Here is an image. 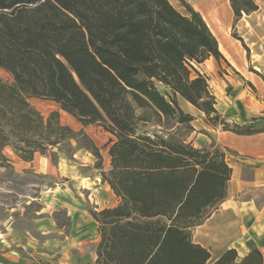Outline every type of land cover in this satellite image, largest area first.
<instances>
[{
	"label": "trees",
	"instance_id": "16d2710c",
	"mask_svg": "<svg viewBox=\"0 0 264 264\" xmlns=\"http://www.w3.org/2000/svg\"><path fill=\"white\" fill-rule=\"evenodd\" d=\"M179 1L186 14L170 0H0V67L13 78L0 79V146L32 161L36 152L55 158L50 149L71 147V139L86 136L62 124L57 111L44 119L30 97L52 100L84 126L101 125L115 137L111 169L102 179L119 203L90 210L101 239L96 260L83 264L210 259L192 231L227 196L231 150L214 140L196 147L189 136H177L179 127L195 130V117L179 97L215 127L264 132L256 118L237 123L216 108L196 64L224 55L203 15ZM230 3L237 22L243 9L238 0ZM91 148L101 157L95 144ZM263 263L257 248L242 258L231 248L212 264Z\"/></svg>",
	"mask_w": 264,
	"mask_h": 264
},
{
	"label": "crops",
	"instance_id": "0c3cea01",
	"mask_svg": "<svg viewBox=\"0 0 264 264\" xmlns=\"http://www.w3.org/2000/svg\"><path fill=\"white\" fill-rule=\"evenodd\" d=\"M195 7L203 15L218 39L219 48L224 55L221 65L227 67V73H224V76L233 87L229 93H224L222 85L219 86L218 91L215 90L216 108L230 121L245 123L250 118H256V123H264V79L262 77L264 76V18L260 20L254 18L253 15L256 13L254 11L235 22L230 0L221 2L204 0L199 5L195 4ZM259 10L260 6L257 11ZM242 28L249 29L248 32L253 36L247 37L242 34ZM236 29L244 42L234 37L233 32ZM207 61L213 64L218 63L217 59L211 57L201 65L205 67ZM207 70V68L200 69L202 74ZM251 86L257 90L258 95L250 96ZM241 94L244 95L243 98ZM182 99L184 98H178L180 106L195 117L192 121L195 131L189 140L196 147L207 146L214 140L222 148L231 150L226 153V162L232 168L227 196L202 224L193 228L192 240L210 251L211 257L207 264H212L231 248L236 249L241 258L257 248L264 258V132L238 134L215 127L205 120L206 116L203 111ZM37 153L39 152H36L31 162L20 159L26 163L24 167L33 166L36 169V162L39 160L45 162L47 171L43 169L44 173L54 174L48 172L51 171L49 158L43 157L44 155L40 153L41 158H38ZM14 172L20 173L17 169ZM81 180L78 184L83 187L84 191H87L88 199L92 198L93 194L97 197V194L102 195L103 193L110 198L115 193L109 183L102 181L98 176L95 179L83 177ZM54 188L52 185V193H54ZM70 198L72 199L68 196L67 199ZM73 200L76 201L74 203L68 201L66 204L68 216L71 217L69 230L56 225L54 217L47 215V212L46 217L35 221V228L44 235L42 241L35 239L28 230L26 233L17 232L13 229V224L10 226L6 224L4 227L0 225V264H43V262L83 264L89 262H68L64 255L68 249L72 250L77 247L83 249L87 240L85 238L89 236L90 230L96 231L97 235L99 233L98 223L85 205L86 203L78 202L76 198ZM95 203L100 202L96 199ZM46 205H50L49 201ZM99 205L101 209L106 208ZM94 220L95 222L92 223L91 221ZM55 231L59 238L56 234L52 235ZM100 239L101 235L96 239V247ZM96 258L97 254L94 261Z\"/></svg>",
	"mask_w": 264,
	"mask_h": 264
},
{
	"label": "rangeland",
	"instance_id": "374dc122",
	"mask_svg": "<svg viewBox=\"0 0 264 264\" xmlns=\"http://www.w3.org/2000/svg\"><path fill=\"white\" fill-rule=\"evenodd\" d=\"M170 1L182 13H187L185 7L179 0ZM186 1L196 8L195 4L199 5L204 0ZM216 1L221 2L222 0ZM238 1L243 9L242 16H246L247 14L256 11L255 15H253L254 18H257V20L264 18V0ZM259 6L260 10L257 11ZM248 31L249 29L246 28L241 29V33L245 34L247 37L253 36L252 33L250 34ZM234 33L240 35V33L237 32V29L233 34ZM217 61L218 63L214 64L211 61H207L205 67L201 64H196V66L199 70H205V68L208 69V72L205 71L203 74L208 78L213 93L215 90L218 91L220 88L219 86L221 85L224 93H229L233 87L230 86L231 83L227 81L224 76V73H227V67L226 65L225 67L221 65L222 60ZM262 77L264 79V76ZM0 79L7 83L13 82V78L9 72L1 67ZM159 86L162 90H165L166 88L161 83ZM250 92V96L252 97L253 94L258 95L257 90L252 86ZM243 96L244 95L241 94L242 98ZM182 100L184 101V99ZM29 101L41 112L44 119H47L51 112L57 111L59 112L60 122L62 124L69 125L77 131L83 129L86 134V136L77 135L75 138L71 139V147H67L69 149L61 148L62 146L50 149L55 152V158L49 153L46 155L42 154L44 155L43 157H48L50 160L49 164L51 168L49 169L51 171L48 172H53L54 174L52 175L44 173L43 169L47 171V169H45V162L38 160L36 162V169L33 166L31 168L24 167L26 163L20 160L22 158L18 156L11 146H0V225L1 227H4L6 224L7 226L13 224L12 227L17 232L21 231L22 233H26L28 230L35 239L42 241L44 235L35 228V221L46 217L47 212V215L54 217L56 225L69 230L70 227L68 225L71 223V217L68 216L66 204L68 201L74 203L76 200H73V198H76L78 202L84 201L86 203L85 205L90 210L101 209L99 204H101L102 207H111L116 206L119 203V198L115 193H113L110 198L102 193V195L97 194V197H94L93 194L92 198L88 199L86 197L88 195L87 191H84L83 187L78 184L83 177H92L95 179V177L98 176L102 179V172H107L111 169V156L109 154V149L115 137L110 132L106 131L101 125L90 124L84 126L74 116L62 110L60 105L52 100L30 97ZM193 132L189 133L184 127H179L176 134L177 136L179 134L181 137L187 138L188 136L190 137ZM189 137L187 139H189ZM93 144L99 148L101 157L95 155L94 150L91 148ZM39 153H37L38 158H41V153ZM40 163L42 165H40ZM4 167L5 170H3ZM15 169L19 170L20 173L14 172ZM102 181L104 180L102 179ZM52 185L55 187L54 193L51 191ZM65 190L68 195L65 193ZM68 196L72 197V199L70 198L68 200ZM86 199H88V201H86ZM96 199L100 203H95ZM48 201L50 203L49 206L46 205ZM91 222L93 223L95 220ZM97 230L99 231L98 228ZM55 234L56 237L59 238L56 231L52 235ZM96 235V231L90 230L89 236L85 238L87 240L83 249L77 247L72 250L68 249V251L64 252L66 260H68V262H94L97 249L96 239L100 237L99 233L97 236ZM78 236L81 237L80 235ZM81 239L83 238L81 237ZM25 253L27 252L25 251Z\"/></svg>",
	"mask_w": 264,
	"mask_h": 264
}]
</instances>
